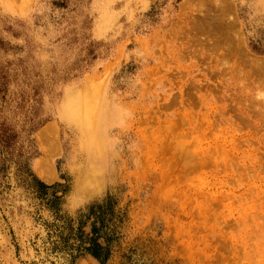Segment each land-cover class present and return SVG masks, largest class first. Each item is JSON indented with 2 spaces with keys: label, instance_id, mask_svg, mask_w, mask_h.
<instances>
[{
  "label": "rangeland",
  "instance_id": "rangeland-1",
  "mask_svg": "<svg viewBox=\"0 0 264 264\" xmlns=\"http://www.w3.org/2000/svg\"><path fill=\"white\" fill-rule=\"evenodd\" d=\"M183 1L0 0V264H242L264 229V72L224 52L264 58V3Z\"/></svg>",
  "mask_w": 264,
  "mask_h": 264
},
{
  "label": "bare ground",
  "instance_id": "bare-ground-1",
  "mask_svg": "<svg viewBox=\"0 0 264 264\" xmlns=\"http://www.w3.org/2000/svg\"><path fill=\"white\" fill-rule=\"evenodd\" d=\"M186 1V0H185ZM185 1H183V5L184 4H186V2ZM207 1H210V0H207ZM188 2V1H187ZM261 3H264V0H261ZM227 6V5H226ZM225 6V7H226ZM223 9V8H222ZM224 10V9H223ZM225 11H227V10H225ZM228 12V11H227ZM213 20L211 21V27L214 29V27H213V25H214V22H216V21H214V19L215 18H212ZM222 19V18H221ZM220 19V20H221ZM217 20V19H216ZM218 21V20H217ZM223 22V21H222ZM217 23H215V25H216ZM224 24V23H223ZM222 23H221V25H223ZM220 24H219V26L218 27H220L221 26ZM229 25V24H228ZM227 25V26H228ZM229 26H231V25H229ZM207 27H210V23L208 24V26ZM210 27V28H211ZM224 27V26H223ZM205 28V27H204ZM211 28V29H212ZM229 28V27H228ZM221 29L223 30V28H222V26H221ZM224 32L226 31V30H223ZM227 32V31H226ZM216 34V33H215ZM219 34V33H218ZM216 36H217V34H216ZM220 37V36H219ZM219 37L218 38H216V39H218L219 40ZM223 37V39H225V37L224 36H222ZM227 38V37H226ZM222 38H220V40H219V42L218 41H216L215 43V47H214V50L212 51V56H213V58H216L221 52H222V50H223V48L221 47V45H220V41L222 42L223 40H221ZM229 39V38H228ZM186 46H188L189 48H191V46H190V44H187ZM228 46V45H227ZM240 44L239 43H233L232 44V46L231 45H229L228 46V48H227V52H224V54H226L227 56H230V55H234V56H242V58L244 59V61H246L247 63H248V65L251 67V70L253 69V72L254 71H261V72H264V58L263 59H250L249 58V55L246 53V51L245 50H242L240 47ZM192 49V48H191ZM201 52L200 53H202V54H204L205 52H203V51H205V47L204 46H202L201 47V50H200ZM205 55V54H204ZM221 55H223V54H220V56ZM208 56V55H207ZM189 59H191V61H192V59H194V58H189ZM216 65H220V60L219 61H216ZM191 66H192V64H191ZM230 67V66H229ZM186 67L184 66V65H181V68H180V65H176V69L177 70H183V69H185ZM219 71V73H222V72H224V71H227V70H225V69H221L220 70V68L219 67H217V66H215L214 68H209V71H211L212 73H214L215 74V71ZM235 71H237V69H234ZM187 71H188V73H187ZM184 72H186L187 74H189L190 73V70H188V69H186V70H184ZM169 77V76H168ZM167 76H163L162 77V85L164 86V87H166V86H168V87H172V85L173 86H175L176 84L174 83V82H172L169 78H168ZM178 82H180V84L178 85V89H179V96H174V95H170V96H168V99H169V102L170 103H174V104H182L183 103V101H184V97H183V87H184V80H179ZM170 93H168V95H169ZM67 104V107L68 108H73L72 107V104L73 103H66ZM181 108V107H180ZM181 111H183V112H185V111H187V110H184V109H181ZM180 111V112H181ZM181 114V113H180ZM179 114V115H180ZM182 115V114H181ZM164 117H167V113H164ZM183 118H181V120H182ZM55 132V125H52V124H49V125H46L44 128H43V130L40 132V138H41V140H43V142H42V145H44L43 146V150L45 151V155H46V157L45 158H43V159H41V160H39L38 162H37V172L39 173V175L41 176V177H43L44 179H46V180H50L51 179V166H50V164H49V154H50V152L52 151V149H54L55 148V145H54V139H53V133ZM190 135V134H189ZM200 137V136H199ZM163 141V140H162ZM189 141V140H188ZM187 141V142H188ZM199 141V140H198ZM201 141V140H200ZM181 142V141H180ZM191 142V141H190ZM219 142V141H218ZM160 143V142H159ZM203 143H204V141H203ZM207 143V142H206ZM221 143V142H220ZM47 145V146H46ZM184 145V144H183ZM188 145V144H187ZM213 145H214V143H213ZM202 147V146H201ZM215 147H216V145H215ZM222 146L220 145V150L222 149L221 148ZM205 148H206V146H205ZM227 148V147H226ZM175 149H177V147L175 148ZM179 149V148H178ZM186 149V148H185ZM204 149V148H203ZM230 149V148H229ZM181 150V149H180ZM205 150H207V149H205ZM216 150L218 151V148L216 147ZM225 150V149H224ZM176 151V150H175ZM194 151H195V149H194ZM209 151H211L212 153H213V151L212 150H209ZM226 151V150H225ZM228 151V150H227ZM229 151H231V150H229ZM178 152H179V150H178ZM197 152V151H196ZM206 152V151H205ZM210 153V152H209ZM208 153V154H209ZM218 153H220V151L218 152ZM227 153V152H226ZM176 154H177V152H176ZM180 154V153H179ZM198 154V153H197ZM217 154V152L214 154V155H216ZM182 155L184 156V157H186V158H191V159H193V158H195V157H197L198 158V160H197V164L198 165H200V166H204V167H206V165H218V164H216V163H214V164H211L210 162L212 161L213 162V160H209L210 162V164H208V162L204 159V158H200L201 156L200 155H196L195 156V154L194 153H192L191 151H184V153H182ZM224 155H226V154H224ZM179 156V155H178ZM183 156H181V157H183ZM219 156V155H218ZM227 156V155H226ZM180 157V156H179ZM217 157H212V159H214V161H215V159H216ZM249 158V157H248ZM254 158V157H253ZM188 159V160H189ZM211 159V158H210ZM228 159V158H227ZM251 159V158H250ZM256 159V158H255ZM218 159H216V161H217ZM230 160V159H229ZM181 161V160H180ZM194 162L192 163V164H194L195 163V160H193ZM224 161V160H223ZM222 161V162H223ZM226 161V160H225ZM224 161V162H225ZM259 160H257V163H258V165L257 166H259L260 165V163L258 162ZM168 162H170V161H168ZM192 162V161H191ZM229 162V161H228ZM251 162H252V160H251ZM260 162H261V160H260ZM171 163V162H170ZM183 164H184V162H182ZM204 163V165H201V164H203ZM218 163V162H217ZM220 164H222L221 162H219ZM227 163V162H226ZM230 163V162H229ZM229 163H228V166H230L229 165ZM254 163H256L255 161H254ZM256 163V164H257ZM262 163V162H261ZM169 164V163H168ZM174 164V163H173ZM187 164H188V162H187ZM196 164V163H195ZM234 164H237V163H234ZM245 164V163H244ZM223 165H226V164H222L221 166H223ZM239 165V164H238ZM194 167H195V165H193ZM212 166H210V168L212 167ZM227 166V167H228ZM252 166V165H251ZM175 167V166H174ZM203 167V168H204ZM215 166H213V168H214ZM226 167V166H225ZM226 167V168H227ZM240 167V166H239ZM260 167V166H259ZM264 166H263V164H262V168H263ZM169 168H170V165H169ZM187 168V167H186ZM199 168V167H198ZM207 168V167H206ZM203 169L202 170V172L204 171V170H206L207 171V169ZM223 168V167H222ZM230 168V167H229ZM234 168H235V166H234ZM242 168V167H241ZM257 168V167H256ZM190 169V168H189ZM195 169V168H194ZM202 169V168H201ZM209 169V168H208ZM225 169V168H224ZM224 169H222L223 171H224ZM228 169V168H227ZM248 169V168H247ZM185 170V169H184ZM188 170V169H187ZM197 170V169H196ZM226 170V169H225ZM250 170V169H249ZM248 170V171H249ZM199 171H200V168H199ZM210 171V170H209ZM254 171V170H253ZM263 172V170L261 169L260 170V172ZM178 172V171H177ZM230 172V171H229ZM184 173H186V172H184ZM197 173V172H196ZM231 173H232V171H231ZM237 173V172H236ZM252 173V172H251ZM256 173V172H255ZM187 174H189V173H187ZM191 174V173H190ZM193 174V173H192ZM261 174V173H260ZM178 175V174H177ZM236 175V174H235ZM246 175V174H245ZM257 174H255V176H256ZM193 176L194 175H191V177L193 178ZM227 177H228V174L226 175ZM231 176V175H230ZM240 176V175H239ZM242 176V175H241ZM177 177V176H176ZM188 177V178H187ZM195 177V176H194ZM248 177V176H247ZM246 177V178H247ZM263 177H264V175H263ZM178 178V177H177ZM181 178V177H180ZM179 178V179H180ZM186 178L189 180V176H186ZM206 178V177H205ZM251 178H253V176L251 177ZM259 178V177H258ZM257 177H256V179H258ZM173 180H176L175 178H172ZM178 179V180H179ZM200 179V178H199ZM239 179V178H238ZM255 178H253V181H255L254 180ZM170 180V179H169ZM185 180V179H184ZM206 180V179H205ZM263 180V179H262ZM246 181V180H245ZM248 181V180H247ZM251 181V180H250ZM249 181V182H250ZM252 181V182H253ZM255 182H257V181H255ZM173 183V182H172ZM174 183H175V181H174ZM246 183V182H245ZM250 184V183H249ZM176 185H177V183H176ZM245 185V184H244ZM251 186H253L252 184H250ZM254 187V186H253ZM263 187V186H262ZM251 188V187H250ZM264 188V187H263ZM258 189V188H257ZM251 192H252V190H251ZM250 192V193H251ZM257 192V191H256ZM184 193H186V192H184ZM230 193V192H229ZM232 193V192H231ZM228 194V193H227ZM260 194V193H259ZM226 195V194H225ZM224 195V196H225ZM249 196H250V194H248ZM223 196V197H224ZM253 197V196H252ZM252 197H250V198H252ZM258 197V196H257ZM260 197V196H259ZM258 197V198H259ZM230 198V197H229ZM263 198V197H262ZM226 199V198H225ZM228 199V198H227ZM226 199V200H227ZM231 199V198H230ZM229 199V200H230ZM216 200V199H215ZM210 205L212 204V201L210 200ZM231 203V202H230ZM245 203H243L242 204V206L244 205ZM247 204V203H246ZM252 204V203H251ZM250 204V205H251ZM230 205V204H229ZM240 205H241V203H240ZM248 205V204H247ZM261 205V204H260ZM228 206V205H227ZM241 206V207H242ZM258 206H259V204H258ZM262 206V205H261ZM212 207V206H211ZM246 207V206H245ZM251 208H253V207H251ZM258 208V207H257ZM203 208H201V210H202ZM242 209H244V208H242ZM248 209V208H247ZM249 210V209H248ZM250 210H252V212H253V209H250ZM259 213H258V215H259V219H260V217L261 216H264V207H261V208H259ZM206 211H208V209L206 210ZM210 211V210H209ZM254 211H255V209H254ZM204 212V211H203ZM244 212H247V210L246 211H244ZM258 212V211H257ZM206 213V212H205ZM251 213V212H250ZM249 213V214H250ZM256 213V212H255ZM215 214V213H214ZM214 214L211 216V217H209L208 219H211V218H213V216H214ZM242 214V213H241ZM204 215V214H203ZM207 215V214H206ZM217 215V213L215 214V216ZM229 216H226L227 218H229L230 216H231V212H229V214H228ZM246 215V214H245ZM258 215H256V216H258ZM214 216V217H215ZM255 216V217H256ZM219 217H220V215H219ZM219 217H218V219H219ZM205 218H207V217H205ZM221 219H222V217H220ZM238 218V217H237ZM239 218H242V217H239ZM244 218V217H243ZM258 218V217H257ZM214 219V218H213ZM217 219V218H216ZM217 219V220H218ZM220 219V220H221ZM259 219H257V220H259ZM232 221V220H231ZM236 223H237V225H240L239 223L241 222V220H239V219H236ZM256 221V220H255ZM226 222H228L227 221V219H226ZM223 223V222H222ZM222 223H220V224H222ZM229 223H231L230 221L228 222V224ZM258 223H260V222H258ZM214 225H216V224H214ZM260 225H262V224H260ZM217 226V225H216ZM216 226H215V228H216ZM220 226V225H219ZM212 227H213V225H212ZM251 229H253V228H251ZM216 229H214V231H215ZM248 230V229H247ZM254 230V229H253ZM256 230V229H255ZM226 231H228V228H227V230ZM264 229H263V227L261 228L260 227V229L255 233V235L253 236V241H254V244L252 243V245H248L245 241V237H242V239H241V247H240V249L242 250V264H250L249 263V261H248V249L249 248H251V249H255L256 250V253H258V255H259V258H254L253 257V262H252V264H264ZM215 233H217V232H215ZM252 233H253V231H252ZM250 234V233H249ZM216 235V234H215ZM221 235H222V233H221ZM224 238H227V237H224ZM233 238V237H232ZM209 239V238H208ZM207 239V240H208ZM228 240V239H227ZM230 240V239H229ZM228 240V241H229ZM248 240V239H247ZM210 241V240H209ZM226 241V240H225ZM230 241H232V239L230 240ZM227 242V241H226ZM236 242V241H235ZM245 242V243H244ZM223 243H224V241H223ZM230 243V242H229ZM229 243L227 244V245H229ZM225 244V243H224ZM231 245V244H230ZM234 245V244H233ZM225 246H226V244H225ZM224 246V247H225ZM228 247V246H227ZM231 247V246H230ZM230 250V249H229ZM241 254V253H240ZM208 254H206V256H207ZM208 257V256H207ZM212 257V256H211ZM210 257V258H211ZM209 258V257H208ZM218 260V259H217Z\"/></svg>",
  "mask_w": 264,
  "mask_h": 264
},
{
  "label": "trees",
  "instance_id": "trees-1",
  "mask_svg": "<svg viewBox=\"0 0 264 264\" xmlns=\"http://www.w3.org/2000/svg\"><path fill=\"white\" fill-rule=\"evenodd\" d=\"M95 253V255H97L98 256V253L97 252H94Z\"/></svg>",
  "mask_w": 264,
  "mask_h": 264
}]
</instances>
